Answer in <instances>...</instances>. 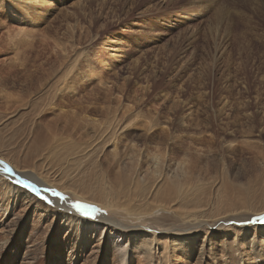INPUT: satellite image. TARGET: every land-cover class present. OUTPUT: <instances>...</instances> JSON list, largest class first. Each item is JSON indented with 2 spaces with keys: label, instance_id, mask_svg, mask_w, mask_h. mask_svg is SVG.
<instances>
[{
  "label": "rangeland",
  "instance_id": "obj_1",
  "mask_svg": "<svg viewBox=\"0 0 264 264\" xmlns=\"http://www.w3.org/2000/svg\"><path fill=\"white\" fill-rule=\"evenodd\" d=\"M0 157L95 209L57 214L50 191L0 171V264H118L139 236L159 242L150 264H198L162 249L189 228L205 264H240L213 260L214 226L264 206V0H0ZM69 216L88 219L84 240Z\"/></svg>",
  "mask_w": 264,
  "mask_h": 264
},
{
  "label": "bare ground",
  "instance_id": "obj_2",
  "mask_svg": "<svg viewBox=\"0 0 264 264\" xmlns=\"http://www.w3.org/2000/svg\"><path fill=\"white\" fill-rule=\"evenodd\" d=\"M7 170L12 172L11 175L15 174V176H18L19 180L25 179L28 181L29 180L35 181V183L38 184L39 187L45 188V190L47 189V191H50V193L48 195H50L52 198L49 197V199L53 200V202L57 203L58 206L60 207L59 211L58 210L56 211L57 214H60L62 212L69 213V211H74L75 213H79L73 208V206L71 205L72 203L68 199H66L64 196H63L64 197L63 200H61L60 198H58L56 196H53L52 193L54 190H52L50 188L55 186V185L53 183H51L50 180H48V178L45 179V178L40 177L37 179L36 177H34L31 174V172L27 173V171L21 169L20 167H17L14 164L11 165V163L7 162L6 159H3L0 157V171L5 172ZM15 176H14L13 180L10 181L11 186L10 187L5 186L7 193L9 194V196L12 194V197L13 196L17 197V194L24 190V187L21 184H19L20 182L18 183L19 180L17 181L15 179ZM39 179L42 180L44 183L39 181ZM43 184H45V185H43ZM47 191L45 192V194L40 193V192L39 193H40V195L43 194V196H44V195H46V193H48ZM35 193L38 194L37 192H35ZM35 201H38V200H35ZM225 206H226V204H225ZM33 207H34V205H33ZM243 210H244V208L239 209V210L234 211V212L220 213L218 215L219 217H221V215L223 216V217L217 219V222H220V220H222L221 221L222 224L221 225L220 224L215 225L214 227H216V228H214V230L219 231V229H218V228H220L219 226L223 227L221 230L222 234H221V237L219 238V240L222 239L221 244L225 247V249H224V251L223 250L221 251L222 253H224V255H222L220 257H218L215 254L213 255V257L214 256L218 257L216 259L213 258V260L215 262H216V260L219 261V260L225 258L227 256L226 251H229L231 253V256H233V259H237L240 264H264V250H263L264 249V223L256 222V219L251 220L252 217H254V218L264 217V206L261 207V210H258V211H257V209L256 210L248 209L247 211L244 210V212H241ZM48 211H51V210H48ZM6 212H8V211H6ZM226 213H228V215H225ZM78 217L80 218L81 216H78ZM72 219L73 218H70V216H69L68 220L72 221L71 225L75 224L74 229H75L76 238L78 240L79 239L84 240L86 229H90L89 225H87V223L85 222V221H88V219L83 218V220L79 219V221L76 219V222L73 221ZM21 224H22L21 220L15 221V222H13L11 220H7L4 224V226L8 227L12 231L11 233H12L13 237H16L17 234H19L21 236L23 235V230H22ZM232 224L236 225L239 228H234V227L232 228L233 233L231 234V238L229 239L228 233L225 232L227 229L226 230H224V229L227 226L230 227V225H232ZM104 225H106V226L102 227V228H104V230H108L111 234H113V237H116V238L119 237V239H121V240H123L124 238H128L132 235V233L127 234L125 232H122L121 230L120 231L117 229L112 230V228L116 227L113 223L109 222V223H105ZM217 226H218V228H217ZM199 229L200 228H191V229L189 228V233L184 231V230H180L178 232L176 230L166 232V236L164 238L165 245L162 248V249H164V252L166 253L165 258L167 259L169 254H173L176 251H178L180 253L186 254L187 256H185V257L189 261L196 260V263H198V264H202V263L205 264L206 257H209L208 251H211V249H208L209 248V243H207L208 239H206L204 237V238H201L200 240H191V239H194L196 237H202L203 232L205 230L202 231ZM42 230L43 229H41L39 225H33L31 230H30L31 231L30 233L31 234L33 233L32 235H34V236H38V235L42 236V235L48 233V232L42 233L41 232ZM207 230H209V228ZM119 234H121V235H119ZM32 235H30L28 238L29 239L32 238V240H33ZM86 237H85V239H86ZM53 238H54V233H48V239L47 240L50 241V240H53ZM224 239H227V241L224 242L223 241ZM195 242H197L198 247H195ZM6 244H3L2 246H0V251H3L5 248H7ZM27 244H29V243H27ZM161 245H162V243H160V246ZM158 246H159V242H158L156 237L153 239H150V238H147L145 236H142V237L139 236L135 241L130 242L129 253H124V252L120 251L117 255V259H115V260L119 261L118 264H130V262L127 263L126 260H127L128 255H130V256L132 255V256L136 257V259L137 258L142 259L140 264H144V263L150 264L149 262L154 261L153 260V257L155 254L154 252L155 251L157 252V249H161L160 247L157 248ZM33 247H35V245H33ZM20 251H21V248H19L16 253L12 252V253H14L13 257H15L16 260H17V258H19L18 255H19ZM0 256H1V254H0ZM211 257H212V255H211ZM23 261H25V259H23ZM145 261L148 263H146ZM61 263L62 262L59 259L54 260L52 262V264H61ZM173 263H174V261H173ZM220 263L221 262L219 261V264ZM104 264H109L106 257H104ZM225 264H227V261Z\"/></svg>",
  "mask_w": 264,
  "mask_h": 264
},
{
  "label": "snow or ice",
  "instance_id": "obj_3",
  "mask_svg": "<svg viewBox=\"0 0 264 264\" xmlns=\"http://www.w3.org/2000/svg\"><path fill=\"white\" fill-rule=\"evenodd\" d=\"M26 188L28 187H33L31 185H28L27 183H25L24 185ZM47 191V189L45 190ZM53 196H56L58 198H60L61 200L64 199V197L61 195V193L59 192H55L53 191ZM49 203H51V201H48ZM73 208L79 212L80 214L84 215V216H90V210L91 211H94V206H90V205H84V204H81V203H74L73 204ZM256 222H259V223H264V217H257L256 218Z\"/></svg>",
  "mask_w": 264,
  "mask_h": 264
}]
</instances>
